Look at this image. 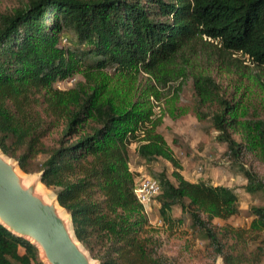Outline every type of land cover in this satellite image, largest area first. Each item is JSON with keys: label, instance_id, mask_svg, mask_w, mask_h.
Returning a JSON list of instances; mask_svg holds the SVG:
<instances>
[{"label": "trees", "instance_id": "1", "mask_svg": "<svg viewBox=\"0 0 264 264\" xmlns=\"http://www.w3.org/2000/svg\"><path fill=\"white\" fill-rule=\"evenodd\" d=\"M160 101L171 120L190 113L208 122L244 190L264 193V0H24L0 11V150L24 174L41 175L91 259L185 261L178 246L165 252L133 193L135 143L146 167L157 159L172 166L173 182L148 171L166 231L182 223L172 217L177 208L205 241L207 264H261L264 207H250L247 228L214 224L239 213L237 195L183 177L157 132L164 114L155 118L152 102ZM0 264L43 263L0 224Z\"/></svg>", "mask_w": 264, "mask_h": 264}, {"label": "rangeland", "instance_id": "2", "mask_svg": "<svg viewBox=\"0 0 264 264\" xmlns=\"http://www.w3.org/2000/svg\"><path fill=\"white\" fill-rule=\"evenodd\" d=\"M24 0H0V11L5 12L20 5ZM215 75V74H214ZM222 87L226 86L224 76H215ZM80 79V77H77ZM66 82H61L58 87L67 88ZM253 89V88H252ZM189 90L186 89L182 94L184 103L189 102ZM257 101L262 102L260 90L250 92ZM152 111L154 117L164 114L162 124L157 128V132L161 134L170 148L174 158L181 167V174L185 179L191 181H201L215 186H227L234 189L238 198L239 213L227 220L215 219L214 224L218 226L229 225L234 228H247L253 217L250 214V207H264V193L254 192L247 193L244 190L245 180L236 168L229 165L221 159L220 155L225 150L224 144L215 142L217 133L210 128L208 122H199L190 113L181 116L176 120H171L167 113L166 103L152 102ZM146 125L148 123H145ZM149 127V125H148ZM137 144L133 143L129 146V167L134 172L135 177L149 176L148 171H164L167 177L173 182L171 177L172 166L162 160L157 159L149 167L138 158L136 154ZM44 157H38V161H42ZM39 174L26 175L28 180L33 179ZM41 185V184H40ZM41 187H44L41 185ZM45 188V187H44ZM46 189V188H45ZM51 197L54 193L46 189ZM147 219L151 227L157 229L158 236L165 242V252L172 256L178 253V247L185 252V261L183 264H207V258L204 253L205 241L201 236L191 232L189 222L183 218L177 208L172 211V217L175 219L182 218V223L172 233L166 231L160 222L158 215V204L153 200L147 207ZM178 246V247H177ZM93 260V259H92ZM94 261V260H93ZM222 262L219 258L215 262ZM261 264H264L262 262Z\"/></svg>", "mask_w": 264, "mask_h": 264}, {"label": "water", "instance_id": "3", "mask_svg": "<svg viewBox=\"0 0 264 264\" xmlns=\"http://www.w3.org/2000/svg\"><path fill=\"white\" fill-rule=\"evenodd\" d=\"M40 184V174L28 180L0 150V224L34 245L43 264H98L77 241L56 197Z\"/></svg>", "mask_w": 264, "mask_h": 264}, {"label": "built area", "instance_id": "4", "mask_svg": "<svg viewBox=\"0 0 264 264\" xmlns=\"http://www.w3.org/2000/svg\"><path fill=\"white\" fill-rule=\"evenodd\" d=\"M133 193L137 201L143 206L145 214H147V206L159 194V187L155 180L149 176H141L135 179Z\"/></svg>", "mask_w": 264, "mask_h": 264}, {"label": "crops", "instance_id": "5", "mask_svg": "<svg viewBox=\"0 0 264 264\" xmlns=\"http://www.w3.org/2000/svg\"><path fill=\"white\" fill-rule=\"evenodd\" d=\"M186 180H188V179H186ZM188 181H190V182H195L194 180L193 181H191V180H188ZM215 186V185H214Z\"/></svg>", "mask_w": 264, "mask_h": 264}, {"label": "bare ground", "instance_id": "6", "mask_svg": "<svg viewBox=\"0 0 264 264\" xmlns=\"http://www.w3.org/2000/svg\"><path fill=\"white\" fill-rule=\"evenodd\" d=\"M44 192H45V191H44ZM46 193H47L48 195H50L49 192H46Z\"/></svg>", "mask_w": 264, "mask_h": 264}]
</instances>
